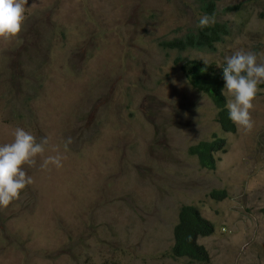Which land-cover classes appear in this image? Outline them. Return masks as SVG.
I'll list each match as a JSON object with an SVG mask.
<instances>
[{"label": "rangeland", "instance_id": "374dc122", "mask_svg": "<svg viewBox=\"0 0 264 264\" xmlns=\"http://www.w3.org/2000/svg\"><path fill=\"white\" fill-rule=\"evenodd\" d=\"M205 14L201 0H28L0 51V145L17 127L49 144L23 165L34 183L0 206V264H264V84L252 131L225 132L183 71L192 60L218 69L240 49L264 63V0L218 1L230 33L214 51L162 47ZM27 38L34 47L22 51ZM214 133L227 145L208 170L189 150ZM53 147L63 167L42 169ZM190 205L216 225L199 242L207 263L173 254Z\"/></svg>", "mask_w": 264, "mask_h": 264}, {"label": "clouds", "instance_id": "9594fccd", "mask_svg": "<svg viewBox=\"0 0 264 264\" xmlns=\"http://www.w3.org/2000/svg\"><path fill=\"white\" fill-rule=\"evenodd\" d=\"M26 5H28V0H0V51L7 55V39L18 36L22 31V26L26 19ZM216 22L214 15L210 16L205 14L200 17L197 27H210L215 25ZM226 25L228 26V23H226ZM229 33L228 28V35ZM28 38L25 43V48L22 49V51H29L34 47V43L29 41ZM214 50L207 49L204 51ZM215 70L219 75L217 82H222L224 84V89L221 91V94L224 95V91L227 89L228 93L232 96V99L227 102L230 119L246 132H251L255 125L251 111L254 109L253 102L260 91L258 85L264 84V63L257 62L256 53L240 49L230 56L225 57V63L218 69L215 68ZM188 81L195 91L206 95L205 91L196 86L197 84L190 83L189 77ZM220 126L225 132H228L222 125ZM13 135L14 139L11 143L0 145V206L2 207H7L14 200H18L22 190H24L26 186L34 183L33 178L27 175L26 171L23 169V165L28 164L34 166L36 164V157L42 156L46 146L49 144V138L45 137L37 142L36 137L32 133L25 131L21 127H17ZM220 137L222 136L214 133L211 139L201 140L199 142H213L220 140ZM72 142L71 137L63 141L65 151L68 150V146ZM226 145L227 141L223 149L220 147L212 152L215 159H217L216 153L225 150ZM53 151L57 154L45 158L40 165L42 169H49V165L57 169L63 167L62 161L66 159V157L60 154L56 147H53ZM14 221L18 220L9 217L2 223L8 230L11 223ZM201 239L202 238H199V242ZM206 251L208 252L207 249ZM8 253L10 252L8 251ZM208 261L209 260L192 262L189 260L190 263H207Z\"/></svg>", "mask_w": 264, "mask_h": 264}, {"label": "trees", "instance_id": "16d2710c", "mask_svg": "<svg viewBox=\"0 0 264 264\" xmlns=\"http://www.w3.org/2000/svg\"><path fill=\"white\" fill-rule=\"evenodd\" d=\"M205 5L207 15H214L219 0H201ZM240 7H234L238 10ZM232 7H227V11ZM228 26L220 22L210 27L198 28L196 31L190 30L185 38H174L164 41L162 47L169 50H177L179 53H185L188 50H214L216 44L227 42ZM181 58L176 62L181 63ZM215 65V63H212ZM184 74L188 75L191 84H197L205 94L213 99L219 112L218 120L222 127L228 132H234L235 123L229 117L227 101L221 91L224 89L222 82H217L219 75L214 66H207L202 61H187L183 67ZM187 77V78H188ZM225 138L213 142H199L190 147V152L198 156L201 167L208 170H215L217 161L212 152L218 148H224ZM227 196L225 191H215L212 193L213 199H224ZM216 225L202 216L196 206H184L180 212V221L175 229V245L173 254L175 258L184 257L192 262H202L209 260V254L205 247L200 245L199 238H208L215 232Z\"/></svg>", "mask_w": 264, "mask_h": 264}]
</instances>
